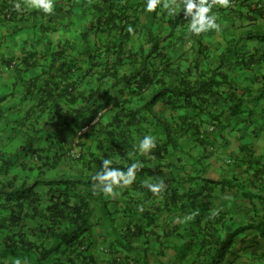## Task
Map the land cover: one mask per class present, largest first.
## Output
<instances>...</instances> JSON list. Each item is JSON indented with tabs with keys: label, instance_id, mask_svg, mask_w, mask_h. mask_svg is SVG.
<instances>
[{
	"label": "trees",
	"instance_id": "trees-1",
	"mask_svg": "<svg viewBox=\"0 0 264 264\" xmlns=\"http://www.w3.org/2000/svg\"><path fill=\"white\" fill-rule=\"evenodd\" d=\"M20 1L0 0V21H31L38 40L47 32L75 31L61 35L55 47L50 40L40 50L28 48L2 61L13 80L0 101L16 90L21 106L16 113H0V264L17 259L21 264H85L91 241L83 232L92 202L101 204L103 216L113 215L94 179L104 158L125 172L138 164L133 183L121 187L125 200L119 212L126 220L114 228L117 238L143 237L147 248L177 247L185 264H264L263 158L252 149L217 156L215 145L220 139V147L225 146L233 131L241 139L254 133V109L244 107L248 100L264 99V87H255V81L239 84L230 70L252 67L254 57L236 47L242 40L264 41V33L249 30L227 41L212 64L202 32L197 58L184 70L173 69L170 62L156 66L151 60L164 58L165 42L183 24L186 9L163 16L161 0L154 11L146 9L147 0H55L48 14ZM245 1L223 6L236 11ZM74 6L90 15L86 23L82 15L74 16ZM256 9L248 7L255 15L247 19L264 20L260 6ZM162 18L169 27L165 35L155 30ZM139 29L148 48L133 50L128 43ZM200 60L208 63L202 66ZM126 64L135 69L120 74ZM168 75L175 79L167 81ZM114 88L126 98L101 103ZM162 100L164 113L155 109ZM102 104L116 109L107 122ZM86 124L76 143L79 154L71 157L72 140ZM134 135L140 140L153 136L156 147L142 152L137 146L126 157L125 142ZM86 137L95 147L85 161L87 172L55 178L53 170L64 162L83 160ZM184 139L193 145L185 148ZM11 142L16 148L7 151ZM214 157L225 160L217 178L208 175ZM145 181L163 186L154 192ZM80 187L87 191L78 196Z\"/></svg>",
	"mask_w": 264,
	"mask_h": 264
},
{
	"label": "crops",
	"instance_id": "crops-1",
	"mask_svg": "<svg viewBox=\"0 0 264 264\" xmlns=\"http://www.w3.org/2000/svg\"><path fill=\"white\" fill-rule=\"evenodd\" d=\"M24 3H27L30 6V0H21ZM20 1V2H21ZM145 0H130V3L144 4ZM162 3H169L173 8H175V15H178L184 10V0H161ZM214 1L215 5L212 6V10L209 13L216 14V22L218 28H213L208 31H205L203 35L204 46H208L210 50V59L209 61L212 64H217L218 54L223 50L227 41H232L236 39L240 34L251 30L255 31L260 29L264 33V20L257 19L256 21H251L248 16L255 15V13L249 12L248 7H251L255 10L257 5L260 6V10L264 14V0H246L245 4L242 3L241 8L236 11H230V8H225L219 0H208V2ZM34 8V7H32ZM227 9V10H226ZM74 16L82 15L83 21L85 23L90 19V15L87 12L82 13L79 7L74 6ZM161 13V12H160ZM76 14V15H75ZM170 15L167 9L162 7V15ZM141 24L144 23L145 13L140 15ZM192 17L186 15V11L183 16V24L179 26L171 37L167 38V46L163 49L162 55L164 58L159 56L151 60L153 65L160 66L163 62H170L173 69L180 68L184 70L189 66L192 61L197 58V40L200 37V34H196L190 30V22ZM76 24V23H75ZM83 27L86 24H82ZM20 27V30L16 33L10 35V32L15 28ZM156 32L161 35H165L169 32L168 24L165 18H162L158 26H156ZM75 29L68 28V30H62L60 36L63 34L74 33ZM36 33H39L38 29L33 28L31 21H0V97L7 95L12 90V80H13V71L5 69L3 64V59L16 58L22 54L24 50L28 48H33L34 50H40L45 43L52 41L53 46L61 39L54 32H47L48 36L46 39L41 38L37 39ZM38 35V34H37ZM146 47L145 45V33L140 29L131 37V40L128 43V47L136 50L139 47ZM237 51H245L251 54L254 57V64L250 69L242 68L239 66H232L230 73L235 76L239 84L249 85L252 84V81H255V87L261 88L264 87V41H258L256 39L252 40H242L236 47ZM229 56V55H228ZM229 58V57H228ZM201 65L204 66L208 63L206 60H200ZM135 66L131 64H126L121 67L120 74H125L130 71H133ZM167 81L172 82L175 78L174 75H168L165 77ZM19 88V87H18ZM20 92L14 90V95L7 96V98L1 102L0 101V113H3V117L6 113H16L15 108L21 106L20 104ZM123 97L126 98V95L119 93L118 88L112 89L108 95H104L101 98V103L106 100H114V102H119ZM110 98V99H109ZM133 103H136L133 100ZM103 105V104H102ZM252 107L254 109V133L248 135L246 139H241L238 136L231 133H227V144L223 147H220V139L216 141L215 145H218L217 156L220 155H233L236 152H244L245 149H252L256 158H263L262 165L264 162V99L257 100H248L246 101V106L244 108ZM155 109H158L162 112H165L164 101H160ZM116 110V109H115ZM114 108L106 105H103L102 114L103 122H107L108 119L113 115ZM167 112V111H166ZM229 121V119H227ZM234 132V131H233ZM51 132L49 131V134ZM259 133H262L259 135ZM140 139L134 135L132 139L128 140V143L125 144L128 146L126 157H131L134 153V150L139 146ZM12 143V142H11ZM181 143L185 148H190L193 143L186 142L182 140ZM85 150L83 160L77 162H64L60 168H54L55 165H52V169L56 174L55 178H58L59 173H63L65 176L70 178H76L83 175L87 172L85 161L90 156L91 152L95 150L94 143L90 137L85 138L83 144ZM226 154V155H225ZM173 156V155H172ZM116 157V156H115ZM177 157V156H175ZM228 158V157H227ZM115 160L118 161L117 157ZM125 160V159H124ZM212 166L208 171V175L214 178H217L219 173V168L223 165L225 160L220 158H211ZM228 160V159H227ZM121 164L122 161H119ZM117 170H120L118 166H115ZM216 172L215 175H211L209 172ZM231 174V170L229 171ZM47 177V176H46ZM124 188L116 187L115 191L117 195L112 197L105 195V199L109 200L107 208H109L113 215L110 218L109 216H103L101 204L92 202V212L87 220L89 225L88 230L83 232L84 237L91 241L90 250L88 257L86 258L85 264H130L132 259H141L143 264H185V258L183 252L177 247H148L144 244L143 237H131L128 236L125 239L117 238V235L114 232V228L118 227L126 220V216L119 212L121 207L124 206V195L122 194ZM87 191L86 188L80 187L79 195ZM264 193V192H263ZM259 205V204H258ZM3 237V236H1ZM254 249V248H252ZM64 259L68 260L69 255L63 256Z\"/></svg>",
	"mask_w": 264,
	"mask_h": 264
},
{
	"label": "clouds",
	"instance_id": "clouds-1",
	"mask_svg": "<svg viewBox=\"0 0 264 264\" xmlns=\"http://www.w3.org/2000/svg\"><path fill=\"white\" fill-rule=\"evenodd\" d=\"M219 2L222 5H227L229 0H219ZM54 3L55 0H30L31 7L41 9L48 14L54 12ZM158 4H160V0H147L146 9L154 11L157 9ZM16 7L20 8V4H17ZM163 8L167 9L170 15L176 10L167 2L163 4ZM184 9H186V15L192 17L190 22V30L192 32L200 34L210 29L218 28L216 14L212 13L209 15L212 10V4L208 0H184ZM139 147L142 152H149L156 147L155 138L151 135L144 136L139 142ZM112 163L111 158H104L102 170L96 173L94 179L99 182L103 193L114 197L117 195L116 187H123L133 183L138 164H132L125 172L124 170L110 167ZM145 184L154 192H159L163 186L162 181L160 185L149 184L147 181H145ZM15 264H21V261L17 259Z\"/></svg>",
	"mask_w": 264,
	"mask_h": 264
},
{
	"label": "built area",
	"instance_id": "built-area-1",
	"mask_svg": "<svg viewBox=\"0 0 264 264\" xmlns=\"http://www.w3.org/2000/svg\"><path fill=\"white\" fill-rule=\"evenodd\" d=\"M234 1H230V3H233ZM89 126V124L84 125L83 127H81V129H79L75 135L74 140H72V148L69 150L68 154L71 157H77V155L79 154L78 151V147L76 145V143L78 142V136L81 134L82 131H84L87 127Z\"/></svg>",
	"mask_w": 264,
	"mask_h": 264
},
{
	"label": "rangeland",
	"instance_id": "rangeland-1",
	"mask_svg": "<svg viewBox=\"0 0 264 264\" xmlns=\"http://www.w3.org/2000/svg\"><path fill=\"white\" fill-rule=\"evenodd\" d=\"M81 21H83V17L81 18ZM231 134H233V135H236L237 133H236V131H234V132H232ZM262 133H259V135H261ZM7 135V134H6ZM236 137H237V135H236ZM249 137V136H248ZM252 138V137H251ZM250 137H249V139H251ZM16 143V142H15ZM16 146V144H14V142H12L10 145H8L7 147V151H11V150H13L14 148H16L15 147ZM211 175H215L216 174V172H213V171H210L209 172Z\"/></svg>",
	"mask_w": 264,
	"mask_h": 264
}]
</instances>
